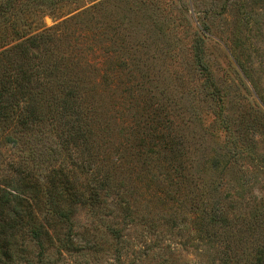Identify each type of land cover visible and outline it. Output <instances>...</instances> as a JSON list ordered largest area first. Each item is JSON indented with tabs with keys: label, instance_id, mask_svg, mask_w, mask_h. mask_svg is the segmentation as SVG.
Listing matches in <instances>:
<instances>
[{
	"label": "rangeland",
	"instance_id": "1",
	"mask_svg": "<svg viewBox=\"0 0 264 264\" xmlns=\"http://www.w3.org/2000/svg\"><path fill=\"white\" fill-rule=\"evenodd\" d=\"M97 1L68 0L51 13L38 0H20L15 10L45 13L44 27L61 28L59 47L81 55L77 72L95 88L97 110L109 123L100 161L123 184L130 208L126 221L115 205L103 210L111 215L79 208V249L50 255L58 264H220L212 248L199 244L206 212L218 201L240 215L264 196L263 134L248 135L255 138L250 163L262 166L249 171L250 180L240 178L235 163L222 172L213 165L215 151L235 137L238 118L251 108L264 111V0L147 1L129 5L130 13L104 3L98 12L81 11ZM0 15L8 25V6ZM192 17L210 28L206 60L222 89L220 109L192 63ZM0 156L14 159L3 138ZM108 227L121 229L120 238Z\"/></svg>",
	"mask_w": 264,
	"mask_h": 264
},
{
	"label": "trees",
	"instance_id": "2",
	"mask_svg": "<svg viewBox=\"0 0 264 264\" xmlns=\"http://www.w3.org/2000/svg\"><path fill=\"white\" fill-rule=\"evenodd\" d=\"M67 1L38 0V4L54 13ZM147 1L160 6L158 0H98L81 11L98 12L109 3L130 13L129 5L139 7ZM20 4V0H0V13L6 6L10 10L9 24L0 21V139L14 156L6 162L0 156V264H58L51 252L61 256L79 249L74 241L79 208L98 215L115 205L123 221L130 208L120 195L123 184L100 161L109 123L97 110L95 88L84 82V71L77 72L84 63L81 55L59 47L61 28L44 27L45 13H16ZM68 19L72 16L62 24ZM192 20L196 24L189 47L192 63L220 109L222 89L206 60L210 28L204 21L198 25ZM33 23L37 26L31 29ZM219 129L229 131L222 124ZM233 132L225 151H215L214 170L222 172L235 163L240 178L249 179V171L262 166L260 161L250 163L253 157L247 148L255 138L248 135H264V111L251 108L247 117L238 118ZM224 196L232 198L233 193ZM230 208L218 201L212 204L200 223L199 244L212 248L220 264H264V196L240 215ZM107 234L120 238L122 232L108 227Z\"/></svg>",
	"mask_w": 264,
	"mask_h": 264
}]
</instances>
